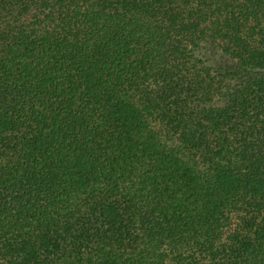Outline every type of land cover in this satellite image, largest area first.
Returning <instances> with one entry per match:
<instances>
[{"label": "trees", "instance_id": "16d2710c", "mask_svg": "<svg viewBox=\"0 0 264 264\" xmlns=\"http://www.w3.org/2000/svg\"><path fill=\"white\" fill-rule=\"evenodd\" d=\"M0 264H264V0H0Z\"/></svg>", "mask_w": 264, "mask_h": 264}]
</instances>
